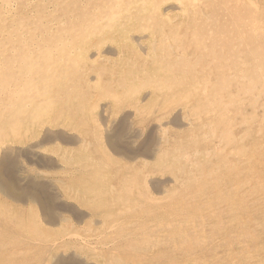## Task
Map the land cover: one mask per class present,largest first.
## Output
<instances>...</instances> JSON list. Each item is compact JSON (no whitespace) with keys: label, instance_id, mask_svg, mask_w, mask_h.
<instances>
[{"label":"rangeland","instance_id":"374dc122","mask_svg":"<svg viewBox=\"0 0 264 264\" xmlns=\"http://www.w3.org/2000/svg\"><path fill=\"white\" fill-rule=\"evenodd\" d=\"M148 1L0 0V264H264V0Z\"/></svg>","mask_w":264,"mask_h":264},{"label":"bare ground","instance_id":"6f19581e","mask_svg":"<svg viewBox=\"0 0 264 264\" xmlns=\"http://www.w3.org/2000/svg\"><path fill=\"white\" fill-rule=\"evenodd\" d=\"M143 3H149L150 1H148V0H141ZM190 1V0H189ZM228 1V0H227ZM250 1V0H249ZM141 2V3H142ZM178 2H181V0L180 1H178ZM210 2V1H209ZM248 2V1H247ZM182 3V2H181ZM192 3H194V2H192ZM227 3V2H226ZM230 3V2H229ZM244 3V2H243ZM249 3V2H248ZM194 4H196V3H194ZM148 5V4H147ZM171 5V4H170ZM217 5V4H216ZM143 6V5H142ZM196 6H197V4H196ZM144 7V6H143ZM147 7V6H146ZM145 7V8H146ZM169 7V6H168ZM184 7V6H183ZM183 7H181L180 8V10L179 11H181V13H180V15L181 16H185L186 14H187V7L185 6V8H186V10L183 8ZM192 7V6H191ZM230 7V6H229ZM148 8V7H147ZM50 9V8H49ZM176 9V8H175ZM178 9V8H177ZM191 9V8H190ZM189 9V10H190ZM195 9H196V7H195ZM230 9V8H229ZM146 10V9H145ZM149 10H152V8L151 9H149ZM194 10V9H193ZM225 10V9H224ZM154 12H155V10H154ZM211 12V11H210ZM231 12V11H230ZM114 13V12H113ZM152 13V12H151ZM195 13V12H194ZM190 14V13H189ZM152 15V14H151ZM191 15V14H190ZM251 15V14H250ZM228 16V15H227ZM253 16V15H252ZM248 17H250V16H248ZM254 17V16H253ZM253 17H252V19H251V21L253 20ZM187 18V17H186ZM189 18V17H188ZM251 18V17H250ZM208 19V18H207ZM237 20H241V18L240 17H238L237 18ZM245 20V19H244ZM255 20V19H254ZM231 21V20H230ZM214 22V21H213ZM217 22V21H216ZM249 22V21H248ZM227 23V22H226ZM239 23V22H238ZM253 23V22H252ZM260 23V22H259ZM170 24V23H169ZM225 25V24H224ZM210 29V28H209ZM214 31V30H213ZM225 32V31H224ZM219 33V32H218ZM136 36V35H135ZM196 36V35H195ZM202 36V35H201ZM68 38V37H67ZM201 38V37H200ZM203 39V38H202ZM204 40V39H203ZM154 42V41H153ZM125 44V43H124ZM206 45V44H205ZM91 53V52H90ZM185 55V54H184ZM189 59V58H188ZM164 60H165V58H164ZM186 61V60H185ZM190 61V60H189ZM174 63V62H173ZM172 63V64H173ZM244 63V62H243ZM115 64V63H114ZM176 64V63H175ZM27 66H30V64L27 62ZM243 66V65H242ZM217 77V76H216ZM208 79V78H207ZM236 81H237V79H236ZM213 83V82H212ZM238 83V82H237ZM239 85V84H238ZM242 86H244V84H241ZM241 85H240V87H241ZM257 85V84H256ZM237 87L238 86H236V89H237ZM217 88V87H216ZM234 89V88H233ZM243 89H244V87H243ZM242 89V87H241V91H243L244 92V90ZM198 90H199V88H198ZM193 91V90H192ZM204 91V90H203ZM237 91V90H236ZM239 91H240V89H239ZM238 91V92H239ZM190 93V92H189ZM255 93V92H254ZM197 94V93H196ZM242 94V93H241ZM247 94V93H246ZM258 94V93H257ZM211 95V94H210ZM227 95V94H226ZM209 96V95H208ZM231 96V95H230ZM239 96H240V94H239ZM191 97V96H190ZM183 98H184V96H183ZM203 99V98H202ZM199 101V100H198ZM213 101V100H212ZM239 102V101H238ZM257 102V101H256ZM230 103V102H229ZM250 103V102H249ZM197 104V103H196ZM209 105V104H208ZM224 105V104H223ZM233 105V104H232ZM262 107V106H261ZM225 111V110H224ZM224 111L222 112L223 114H224ZM227 111V110H226ZM209 113V112H208ZM220 114V113H219ZM209 115V114H208ZM189 116V115H188ZM224 116H225V114H224ZM205 118V117H204ZM261 119H263L262 117H260ZM225 119V118H224ZM243 120V119H242ZM257 123V122H256ZM252 124V123H251ZM220 125V124H219ZM259 125H260V123H259ZM227 127V126H226ZM206 128V127H205ZM214 128V127H213ZM203 130H205L204 128H203ZM206 132V131H205ZM244 132V131H243ZM209 133V132H208ZM255 133V132H254ZM213 134V133H212ZM222 135V134H221ZM199 136V135H198ZM203 136H205V135H203ZM215 136V135H214ZM193 137V136H192ZM191 137V138H192ZM195 139V138H194ZM188 140H189V138H188ZM210 141V140H209ZM36 144V143H35ZM210 145V144H209ZM259 145V144H258ZM260 145H261V143H260ZM30 146V145H29ZM211 148V147H210ZM22 150V149H21ZM215 151V150H214ZM8 152V151H7ZM234 152V151H233ZM210 153V152H209ZM216 154V153H215ZM228 155V154H227ZM233 155V154H232ZM199 157V156H198ZM202 157V156H201ZM235 157V156H234ZM179 158V157H178ZM201 159V158H200ZM206 159V158H205ZM214 159V158H213ZM217 160V159H216ZM209 164V163H208ZM231 164V163H230ZM210 165V164H209ZM202 167V166H201ZM178 171H180V170H178ZM222 173V172H221ZM187 174V173H186ZM202 176V175H201ZM217 177V176H216ZM188 178V177H187ZM17 179V178H16ZM199 180V179H198ZM197 180V181H198ZM43 183V182H42ZM38 184V183H37ZM221 185V184H220ZM223 185V184H222ZM241 185V184H240ZM219 186V185H218ZM220 187V186H219ZM222 187V186H221ZM21 188V187H20ZM183 189V188H182ZM223 189H225V188H223ZM238 189V188H237ZM222 190V189H221ZM233 190V189H232ZM249 190V189H248ZM200 192H201V190H200ZM241 192V191H240ZM168 195V194H167ZM38 196V195H37ZM224 197V196H223ZM197 198V197H196ZM180 199V198H179ZM192 200V199H191ZM190 200V201H191ZM188 201V200H187ZM258 205V204H257ZM69 206V205H68ZM185 206V205H184ZM188 206V205H187ZM250 207V206H249ZM128 209V208H127ZM256 212V211H255ZM124 214V213H123ZM237 214V213H236ZM235 214V215H236ZM252 216V215H251ZM186 220V219H185ZM121 221V220H120ZM104 223V222H103ZM237 223V222H236ZM244 224V223H243ZM125 225V224H124ZM104 226V225H103ZM241 226V225H240ZM197 228V227H196ZM260 228V227H259ZM107 230V229H106ZM3 231V230H2ZM251 231V230H250ZM140 233V232H139ZM6 234V233H5ZM127 234V233H126ZM37 236V235H36ZM98 236V235H97ZM6 237V236H5ZM41 239H43V238H41ZM14 241V240H13ZM153 241V240H152ZM143 246V245H142ZM148 246V245H147ZM186 246V245H185ZM19 247V246H18ZM152 250V249H151ZM125 252V251H124ZM174 252H176V251H174ZM158 253V252H157ZM32 254V253H31ZM158 255V254H157ZM207 257V256H206ZM10 258V257H9ZM205 258V257H204ZM164 260V259H163ZM31 261V260H30ZM201 261V260H200ZM36 263V262H35ZM152 263V262H151ZM23 264V263H22ZM224 264V263H223Z\"/></svg>","mask_w":264,"mask_h":264}]
</instances>
